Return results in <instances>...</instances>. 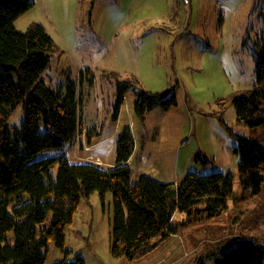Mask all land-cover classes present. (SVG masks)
Here are the masks:
<instances>
[{"label": "rangeland", "instance_id": "1", "mask_svg": "<svg viewBox=\"0 0 264 264\" xmlns=\"http://www.w3.org/2000/svg\"><path fill=\"white\" fill-rule=\"evenodd\" d=\"M33 1L15 26L25 30L30 23L39 22L54 38L58 49L42 74L45 81L56 86L68 76L78 78L79 71L87 66L96 78L93 86L83 87L86 123H96L104 130L114 124L116 79L135 77V89H175L176 106L169 110L157 106L143 120L137 116L140 157L172 160L179 180L191 170L202 174L232 170L234 188L240 190V156L234 152L238 135L252 137L264 147V123L252 128L239 121L230 97L256 84L252 50L263 27L264 0ZM221 14L224 22L219 28ZM127 94L134 103V89ZM23 116L20 104L9 123L17 125ZM62 150L70 160L87 159L81 153L87 150L85 144L78 140ZM161 150L162 155L158 152ZM199 152L207 160L202 157L198 161ZM55 153L52 148L43 155ZM139 162L136 168L142 172L145 166ZM146 169L158 170L154 165ZM57 170L58 164L53 167L54 174ZM233 202L229 197V208L208 219L177 211L175 222L191 224L180 227L168 241L131 262L125 256L111 254L112 193L107 194L103 205L99 193L94 192L88 199L81 197L74 221L66 230V247L72 252L64 255L50 242L45 264L72 260L79 251L85 264H195L200 256L206 264H218L214 254H208L239 236L248 219L239 211L243 207ZM245 206L252 208L253 201ZM251 212L258 214L259 209L254 207Z\"/></svg>", "mask_w": 264, "mask_h": 264}, {"label": "trees", "instance_id": "2", "mask_svg": "<svg viewBox=\"0 0 264 264\" xmlns=\"http://www.w3.org/2000/svg\"><path fill=\"white\" fill-rule=\"evenodd\" d=\"M33 5V0H0V264H45L50 242L64 255L72 252L66 247V230L74 221L81 197L88 199L94 192L103 205L107 194L113 196L110 250L114 257L125 256L131 262L142 259L180 227L191 224L175 222L177 211H186L189 217L201 214L199 220L213 218L229 208L231 197L248 217L244 230L208 255L214 254L218 264H264L263 145L238 135L234 147L240 156L238 192L232 170L208 174L191 170L174 183L130 167L127 161L136 147L130 126L116 137L114 167L70 160L62 147H72L77 140L83 143V133L90 139L103 132L84 119L83 87L93 86L96 78L87 66L78 78L68 76L56 86L45 81L42 74L58 49L54 38L39 22L30 23L25 30L15 26L17 18ZM223 22L221 14L219 28ZM259 32L252 50L256 84L230 97L237 119L252 128L264 123V18ZM133 80L138 81L135 77L116 79L113 121L130 88L135 91L134 109L141 120L157 106L169 110L177 105L175 89H135ZM20 104L24 116L19 124H10L9 118ZM52 148L55 154L43 155ZM202 154L196 155L198 161L205 157ZM250 200L252 208L245 206ZM254 207L258 214L251 212ZM54 264H85V259L79 251L74 259ZM195 264H206L204 256Z\"/></svg>", "mask_w": 264, "mask_h": 264}, {"label": "crops", "instance_id": "3", "mask_svg": "<svg viewBox=\"0 0 264 264\" xmlns=\"http://www.w3.org/2000/svg\"><path fill=\"white\" fill-rule=\"evenodd\" d=\"M137 119L138 118L135 113L134 103L131 104V99L127 94L123 104L120 107L118 119L110 128H108L107 130L103 129V132L99 136H92L90 139H88L86 133L80 135V138L85 144V149H87L81 150V153L84 154L87 158L84 160L92 161L110 168L115 166L116 157L114 148L116 137L125 126L129 125L132 128L135 139H137V132L135 130L136 128H139L140 125ZM139 148L140 146L136 145L135 151L127 161V164H129L130 167L137 169L136 164L137 162H139V160H141L144 164L143 166H145V170L142 169V172L147 174L149 173L150 175L153 174L154 177L161 181L174 183H177V181H179L177 173L172 168V160L167 161L164 156L158 158L153 156L148 160L143 159L142 157H140ZM158 152L161 155L163 154V150ZM137 155L139 156V160H137ZM139 164L141 163L139 162ZM148 165H154L156 169H158L157 173H155V171L153 170H147L146 168L148 167Z\"/></svg>", "mask_w": 264, "mask_h": 264}, {"label": "built area", "instance_id": "4", "mask_svg": "<svg viewBox=\"0 0 264 264\" xmlns=\"http://www.w3.org/2000/svg\"><path fill=\"white\" fill-rule=\"evenodd\" d=\"M185 2H189V0H184Z\"/></svg>", "mask_w": 264, "mask_h": 264}]
</instances>
